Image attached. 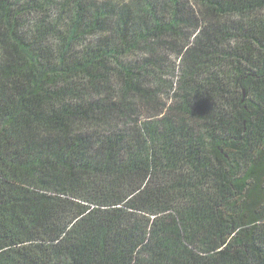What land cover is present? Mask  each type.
<instances>
[{"label": "trees", "instance_id": "1", "mask_svg": "<svg viewBox=\"0 0 264 264\" xmlns=\"http://www.w3.org/2000/svg\"><path fill=\"white\" fill-rule=\"evenodd\" d=\"M0 264H264V0H0Z\"/></svg>", "mask_w": 264, "mask_h": 264}]
</instances>
